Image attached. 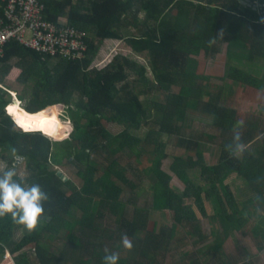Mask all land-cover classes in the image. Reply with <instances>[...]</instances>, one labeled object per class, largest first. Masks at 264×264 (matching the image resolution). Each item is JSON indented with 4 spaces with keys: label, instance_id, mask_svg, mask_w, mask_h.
<instances>
[{
    "label": "trees",
    "instance_id": "obj_1",
    "mask_svg": "<svg viewBox=\"0 0 264 264\" xmlns=\"http://www.w3.org/2000/svg\"><path fill=\"white\" fill-rule=\"evenodd\" d=\"M44 3L47 19L66 18L86 33L88 50L83 58L68 59L11 40L0 57L3 159L9 170L17 156L22 157L26 176L16 171L13 179L25 188L38 184L48 196L36 228H26L21 237L17 231L24 225L11 214L0 216V264H103L106 249L118 254L117 264H164L168 254L176 263L175 239L190 237L197 244L209 237L194 209L206 215V199L212 201L225 237L250 220L255 221V229L264 224V141L259 139L264 121L241 118L236 108L226 104L223 89L212 90L210 81L200 83L197 77L202 75L193 57L202 51L213 56L227 42L231 58H264V0ZM141 12L144 21L139 18ZM106 39L123 40L147 63L118 53L105 67L93 66ZM230 74L239 83L264 90V74L257 76L243 66L231 67ZM6 76L31 88L30 96H18L26 102L25 109L6 97L8 90L2 84ZM58 104L66 107L74 121L68 137L61 140L57 138L67 126L60 122ZM195 110L212 120L209 126L214 133L203 135L220 151L213 164L201 149L205 140L185 135ZM105 121L121 128L113 132ZM142 127L147 132L139 136ZM170 143L181 149L173 154L171 171L183 182V189L162 168ZM56 164L71 175H62L53 168ZM130 171L151 179V207L172 212L170 226L158 229L154 221L148 228L137 207L138 214L125 216L127 203L121 197L126 188L139 187ZM232 173L246 180L238 195L226 183ZM112 217L115 227L105 221ZM219 230L212 228L218 238L207 252L212 256L222 246ZM141 231L143 237H139ZM124 235L132 242L131 250L122 245ZM54 236L72 244L74 258L52 248ZM259 248H264L262 239ZM217 258L229 264L223 255Z\"/></svg>",
    "mask_w": 264,
    "mask_h": 264
},
{
    "label": "rangeland",
    "instance_id": "obj_2",
    "mask_svg": "<svg viewBox=\"0 0 264 264\" xmlns=\"http://www.w3.org/2000/svg\"><path fill=\"white\" fill-rule=\"evenodd\" d=\"M141 21H144L145 13L141 12L139 15ZM227 42H223L220 45V50L216 52L213 56L211 54H205L202 51L199 55L193 56L198 61V66L195 67L196 71L202 75L199 78V82L206 84L207 81L212 82V90L216 88L218 91H224V98L226 100V104H229L231 107H234L238 110V115L241 118L245 119H253L260 123L264 121V90L258 91L256 88L245 85L243 83H239L234 77L230 74L231 67L234 66L246 67L250 69L251 72L256 74L257 76H261L264 74V58L255 61H249L246 58L237 59L231 58L227 55L228 50ZM230 49V48H229ZM232 49H238L236 47H232ZM127 54L131 57L137 58L140 62L147 63L145 56H141L136 54L130 47L126 45V43L121 39H106L101 46L98 55L94 58L93 66L105 67L108 63H110L113 57L118 54ZM13 70V69H12ZM148 70L149 67H148ZM15 72V71H14ZM17 72V71H16ZM150 73V71H149ZM5 88L8 90L7 98L10 100H15L20 103L19 108L25 109V101L20 100L18 97L19 94L24 96H30L31 88L28 85H24L18 81L11 79L9 76H6L5 82L2 83ZM214 93V92H213ZM215 94V93H214ZM11 102V103H12ZM9 105V104H8ZM6 106V111H7ZM51 107V106H49ZM58 108L60 122L67 126L66 128H62L60 132L63 131V135L57 139H64L68 137L71 130L74 128L73 117L70 112L66 109V107L62 104L55 105ZM48 109V107H47ZM8 112V111H7ZM193 112V111H192ZM9 113V112H8ZM192 115V113L190 114ZM191 118V117H190ZM190 126L188 127L185 135H189L192 133L193 135H199L197 138L201 136L202 139L205 140V143H202L201 149L203 148L205 159L208 163L213 164L216 162L219 156V149L215 144H212L208 138H205L203 135L204 132H212L209 124L212 123L211 118L202 113L199 110H195V114H193ZM105 125L113 132L119 131L121 128L119 125L112 124L110 122L105 121ZM147 127H142L138 130L137 134L139 136H144L146 134ZM65 131V132H64ZM214 131L212 132V134ZM51 139H56L52 135L47 134ZM174 138V137H173ZM259 139L264 141V131L259 135ZM169 154L162 161V168L167 170L173 175L174 184L183 189V182L173 174L171 171V163L173 162V154L177 152V150H181L176 148L172 143L169 145ZM218 150V151H217ZM15 166V168L13 167ZM12 170L17 171L20 176H26V166L25 162H23V158L17 156L16 162L13 164ZM9 168V165L6 160L3 159V153L0 150V172L6 171ZM53 168H58L59 172L68 177L71 175L69 170L64 166L59 167L57 164L53 165ZM130 171V178H132L136 184H138L135 189H125L121 199L123 202L127 203L124 208L125 216L132 218L134 214L139 213L145 217L146 222L148 223V228L152 227L154 221L157 222V228L160 229L162 227L170 226L173 222V213L168 210H154L151 207V199H150V186L152 181L150 178L143 175V173L139 176H136L135 172ZM137 178H136V177ZM226 183L230 185L231 191L238 195L240 193V189L246 185V180L239 176L237 173H232ZM191 200H189L190 202ZM205 208L207 214L204 215L200 211V209L194 206L195 212L199 219L202 222V228L204 232H206L209 237L204 239L202 242L194 244V241L190 237L185 238L181 241L179 239H175L173 244H175V251L177 254V261L172 259V257L168 254L166 262L164 264H191L192 261H197V264H224L217 257L222 256L224 260L229 264H245L246 262H250L249 264H264V248H259V240L264 241V224L258 226V229L254 228L255 221H248L246 225L235 232L225 237L220 229V224L216 217H214V205L211 200H205ZM109 220V222H107ZM106 224H109L110 227H115L114 217L105 218ZM105 224V223H101ZM106 224L104 226H106ZM102 226V227H104ZM216 227L222 237V246L218 249L217 254L207 253L210 250L211 246L216 242V236L212 234V228ZM26 227L18 228L17 235L21 237L25 232ZM61 236V235H59ZM59 236L52 237V248L55 249L56 252H60L62 249L65 252H72V244L65 238H60ZM144 236V231L139 233V237ZM197 237V236H195ZM218 239V238H217ZM177 240V241H176ZM177 242V243H176ZM78 253V251H77ZM72 255V254H71ZM70 258H74L71 257ZM207 262H202L205 260Z\"/></svg>",
    "mask_w": 264,
    "mask_h": 264
},
{
    "label": "built area",
    "instance_id": "obj_3",
    "mask_svg": "<svg viewBox=\"0 0 264 264\" xmlns=\"http://www.w3.org/2000/svg\"><path fill=\"white\" fill-rule=\"evenodd\" d=\"M45 7L44 0H0V57L11 40L53 57L86 56V33L66 18L47 19Z\"/></svg>",
    "mask_w": 264,
    "mask_h": 264
},
{
    "label": "clouds",
    "instance_id": "obj_4",
    "mask_svg": "<svg viewBox=\"0 0 264 264\" xmlns=\"http://www.w3.org/2000/svg\"><path fill=\"white\" fill-rule=\"evenodd\" d=\"M15 175V171L11 169L0 174V216L11 214L15 222L33 230L37 226L38 217L44 212L43 201H46L48 196L38 184L23 187L13 179ZM121 242L125 249H132V242L126 235L122 236ZM8 254L10 255L9 252ZM118 259L117 253L105 250L103 264H117Z\"/></svg>",
    "mask_w": 264,
    "mask_h": 264
},
{
    "label": "crops",
    "instance_id": "obj_5",
    "mask_svg": "<svg viewBox=\"0 0 264 264\" xmlns=\"http://www.w3.org/2000/svg\"><path fill=\"white\" fill-rule=\"evenodd\" d=\"M6 255H9L8 253Z\"/></svg>",
    "mask_w": 264,
    "mask_h": 264
}]
</instances>
